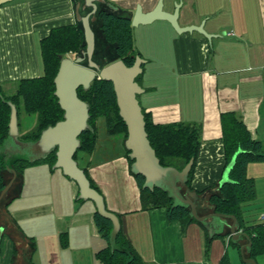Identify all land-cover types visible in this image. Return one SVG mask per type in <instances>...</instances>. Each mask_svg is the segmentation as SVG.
<instances>
[{
    "label": "crops",
    "instance_id": "obj_1",
    "mask_svg": "<svg viewBox=\"0 0 264 264\" xmlns=\"http://www.w3.org/2000/svg\"><path fill=\"white\" fill-rule=\"evenodd\" d=\"M108 1L130 17L138 7L148 14L161 3L165 13L178 10L179 27L199 30L178 33L166 20L134 27L144 60L139 83L144 92L138 99L155 124L200 125L193 191L228 182L221 115L235 113L252 139L264 143V0ZM78 2L10 0L0 5V83L7 93L19 80L43 75L40 43L52 29L79 21ZM89 8L81 3V16ZM116 142L121 141L100 134L88 173L145 264H221L224 255L229 264H246L249 237L238 222L239 238L226 235L234 219L213 216L207 193L197 201L198 211L208 217L202 224L169 221L165 208L144 210L124 142L122 150ZM34 166L24 172L20 194L0 211V264H102L97 254L107 242L96 224L95 204L79 199L77 184L61 170ZM35 175L37 184L30 183ZM247 175L256 195L243 204L242 216L254 226L264 223V163H250ZM254 259L264 264V255Z\"/></svg>",
    "mask_w": 264,
    "mask_h": 264
},
{
    "label": "trees",
    "instance_id": "obj_2",
    "mask_svg": "<svg viewBox=\"0 0 264 264\" xmlns=\"http://www.w3.org/2000/svg\"><path fill=\"white\" fill-rule=\"evenodd\" d=\"M80 2L83 4L85 0H80ZM88 10H90L89 14L92 8ZM92 17L93 15H91ZM90 25L95 34L93 61L101 68L117 60H123L128 67H131L136 56H140L135 45L132 17L125 16L110 1L105 0L98 3L95 19L91 20ZM86 47L81 21L75 25L52 29L40 43L44 67L43 75L37 78L19 80L11 93H7L0 83V147L9 137L11 108L6 101L12 102L16 106L19 126L22 124L20 120L22 113L34 116L36 119V124L32 129L23 134L20 132V138L24 141H36L44 129L63 120L64 111L55 95L56 86L54 83L60 67V55L63 57L70 55H74L75 58L83 57L84 60L81 64L87 66L88 60L84 55ZM141 77L142 74L137 77L138 83ZM77 92L79 98L90 107L88 122L92 130H87L80 135L81 146L74 159L78 161L79 167L85 171L91 186L97 190L88 173L91 165L88 158L98 147L99 129L104 128L110 135L120 134L123 142H125L127 127L119 115L112 82L96 79L88 90L79 87ZM143 113L148 139L162 166L174 167L181 171L191 159L194 160L186 186L181 188L183 194L186 193L187 189L193 191L190 188V183L201 146L200 125L183 122L155 124L149 113L144 110ZM221 122L226 166H229V181L218 187L197 192L198 200L204 193H207L213 213L222 214L227 219L236 218L240 230L248 235L251 241V247L246 257L254 259L258 255H264V223L247 226L242 216V207L244 203L255 198L254 181L248 177L247 167L250 163H264V143L252 139L245 124L235 113L222 114ZM129 153L130 151L126 149L131 169L134 160L129 157ZM39 162L47 164L52 170L56 162V150L45 159L35 162H29L21 157L15 158L11 162V167L17 172V177L9 190L10 195L5 196L0 202V211L20 194L25 170L29 166L39 164ZM131 173L140 189V199L144 210L165 208L169 221H178L182 226L192 223L202 224L191 215L189 206H174L173 198L166 191L160 188L154 190L143 188L145 178L132 171ZM11 178L12 174L5 168V164L0 159V193ZM198 214L202 216L200 211ZM95 220L101 236L107 242V247L97 254L100 263L145 264L121 231L117 234L114 246H111L110 236L113 224L110 220L101 217L97 211L95 212ZM230 233L229 229L226 235H230ZM30 247L31 250L34 248L32 242ZM221 264H229L226 255H224Z\"/></svg>",
    "mask_w": 264,
    "mask_h": 264
},
{
    "label": "water",
    "instance_id": "obj_3",
    "mask_svg": "<svg viewBox=\"0 0 264 264\" xmlns=\"http://www.w3.org/2000/svg\"><path fill=\"white\" fill-rule=\"evenodd\" d=\"M10 0H0V5ZM105 0H85V5L92 8L91 13L81 16L78 2L76 14L82 22L86 41L85 57L88 65L83 66V57H63L60 55V67L54 83L56 86L55 95L58 103L64 111L63 120L55 125L49 126L41 132L36 141H24L20 138L18 111L16 106L6 101L11 108L9 123V137L0 147V159L5 164V168L12 174V178L0 193V202L10 195L9 190L14 184L17 172L11 167V162L15 158H25L29 162L45 159L51 152L56 150V162L53 169L61 170L62 174L74 181L79 188V199L90 200L95 204L97 213L112 222L113 229L110 236V244L114 246L117 234L120 232L119 217L109 211L105 205L102 194L91 186L85 171L79 167L78 161L74 159L77 150L81 146L80 135L92 130L89 125L90 107L78 96L79 87L88 90L94 80H105L112 82L116 95V102L119 108V115L127 127V138L124 142L125 148L130 151L129 157L134 160L131 171L142 175L145 178L143 188L154 190L160 188L168 193L174 200V206H189L191 215L199 222L205 223L207 216H200L197 209L198 194L189 189L186 193L181 192V188L186 186L189 172L194 160L191 159L181 170L174 167H165L160 163L155 150L151 146L146 132V123L143 108L139 102L138 95L144 92L142 86L136 81L142 73L144 60L141 56H136L135 62L128 67L123 60H117L101 68L93 61L95 49V34L90 22L95 19L98 3ZM91 15L93 17L91 18ZM178 10L172 14L162 11V4L158 3L155 9L142 14L138 7L132 17V26L150 24L155 20H166L178 33L199 31L193 27H179ZM206 37L207 34L204 33ZM213 216L220 217L222 214L215 213ZM231 227L233 237L239 238L236 233V218ZM3 228L0 227V240ZM248 237V235H246ZM251 247V244L249 245ZM246 264H257L253 258H244Z\"/></svg>",
    "mask_w": 264,
    "mask_h": 264
},
{
    "label": "rangeland",
    "instance_id": "obj_4",
    "mask_svg": "<svg viewBox=\"0 0 264 264\" xmlns=\"http://www.w3.org/2000/svg\"><path fill=\"white\" fill-rule=\"evenodd\" d=\"M69 57H71L72 59L73 58H75V56L74 55H70ZM140 81H141V79L139 80V83H140ZM194 91H197V86H195V88H194ZM141 95V94H140ZM140 95H138V98L140 97ZM20 120H21V134H23L25 131H27V130H30V129H32L34 126H35V124H36V119H35V117L34 116H28V115H25L24 113H22L21 114V116H20ZM101 133H104V135H106V136H109V137H112V139H114V140H116V141H121V142H123V138H122V135H120V134H114V135H110V134H108L105 130H104V128H100L99 129V136H100V134ZM121 142L120 143H117L118 144V146H119V148H118V150H122V147H120L121 146ZM114 144V146H115V143H113ZM112 146V145H111ZM84 162V161H83ZM86 163H87V160L85 161ZM36 167H44V169H45V171H46V168H48L49 166L47 165V164H45V163H40L39 162V164H34ZM34 165H32V166H34ZM34 166V167H35ZM29 167H31V166H29ZM29 167L27 168V169H29ZM42 169V168H41ZM49 169V168H48ZM26 171V170H25ZM25 173H28L27 171L25 172ZM42 175V174H41ZM40 175V176H41ZM37 177H38V175H35V176H33L32 178H31V180H30V183H31V181H33V184H37ZM38 181H41V182H44L43 181V178H39V180ZM28 182H29V180H28V178H27V185H28ZM26 189V188H25ZM201 204H203L202 203V201H201ZM200 204V205H201ZM205 204V203H204ZM201 209H202V205H201V207H200ZM227 250L228 251H230V253L234 250L233 249V247L232 246H229L228 248H227ZM236 255H237V259H238V262H240L241 263V259H240V256L237 254V251H236Z\"/></svg>",
    "mask_w": 264,
    "mask_h": 264
},
{
    "label": "built area",
    "instance_id": "obj_5",
    "mask_svg": "<svg viewBox=\"0 0 264 264\" xmlns=\"http://www.w3.org/2000/svg\"><path fill=\"white\" fill-rule=\"evenodd\" d=\"M261 219L264 221V214L262 215Z\"/></svg>",
    "mask_w": 264,
    "mask_h": 264
}]
</instances>
